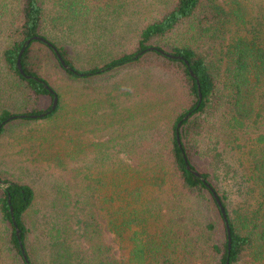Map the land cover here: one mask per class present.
<instances>
[{
    "label": "trees",
    "instance_id": "trees-1",
    "mask_svg": "<svg viewBox=\"0 0 264 264\" xmlns=\"http://www.w3.org/2000/svg\"><path fill=\"white\" fill-rule=\"evenodd\" d=\"M103 1L0 0V138L19 126L53 122L49 133L33 135V142L42 149L67 134L63 163L73 162L64 176L80 178L89 170L76 164L77 131L95 112L85 105L77 109L87 95L75 87L73 99L55 89L51 70H63L75 85L127 67L147 69L144 101L149 99L146 105L151 107L142 110L148 127L139 135L145 144L140 151L143 162L155 164L140 169L116 164L127 150L115 147L109 155L98 154V161L112 162V179L87 185L78 179L56 183L62 207L74 211L66 217L76 227L77 241L67 244L61 229L53 231L48 247L57 249L50 264H264V0H160L138 24L133 51L82 71L73 57L80 29L86 35L89 28H104L101 18L121 14V3ZM35 36L51 43L70 70L53 48L32 41L22 56L24 73L32 78L22 75L18 57ZM164 78L174 88L159 82ZM168 92L180 104L173 125L162 130L154 126L150 113L165 109ZM56 95L58 106L52 110ZM68 100L78 103L65 112ZM42 114L47 115L31 118ZM104 114L97 111L94 120L106 121L100 117ZM14 116L19 118L9 121ZM180 122L182 147L177 141ZM188 163L201 177L188 170ZM88 175L94 177L93 172ZM0 182V264H45L36 250L30 217L35 189L26 182ZM82 189L92 190V197L101 195L97 206ZM214 193L226 212L230 239ZM106 231L123 247L128 244L122 263L111 254Z\"/></svg>",
    "mask_w": 264,
    "mask_h": 264
},
{
    "label": "rangeland",
    "instance_id": "rangeland-1",
    "mask_svg": "<svg viewBox=\"0 0 264 264\" xmlns=\"http://www.w3.org/2000/svg\"><path fill=\"white\" fill-rule=\"evenodd\" d=\"M106 2L107 0H104L103 4ZM111 2L113 4L121 3V14L117 18L103 17L99 23L103 24L104 28L99 27V25L92 29L89 28L86 35L80 29L79 36L77 35V45H75L73 57L77 68L82 71L90 68L92 64L103 65L111 57L122 51H133L138 40L136 32L138 24L143 22L145 14L153 13L159 7L160 0H114ZM1 48L2 43L0 42ZM146 75L147 69L143 70L141 66L127 67L108 77L95 78L89 82L77 81L73 85V81L63 70L56 68L51 70V84L63 94L66 93V98L73 99L77 92L87 95L82 101V106L80 102H77L78 110L85 105L84 108L93 107L95 114L97 111L106 112V114L100 116L104 119L107 118L106 121L98 122L94 120L97 118L94 114L91 116L94 118L92 121L87 119L83 121L85 123L79 125L76 164L79 169L86 167L85 169L90 170L85 171L80 178L63 175L64 170L70 169L67 166H71L73 162L63 163L62 152H65L63 141L67 134L57 137L56 140H49L52 141V144L49 143L48 147L42 149L38 142H33V135L40 137L48 134L49 130L55 125L53 122L46 121L43 125L28 124L19 126L8 135L0 138V178L26 182L35 189L36 201L30 212V217L36 250L38 255L40 254V261L45 264L51 263L52 253L57 249V247H48L49 243L53 241L51 237L53 231L61 229L63 241L67 244L77 241L76 227L74 228L71 222L68 223V217H66L69 215L68 213L73 214L74 211L71 209L66 211L62 207L63 202L60 201L62 193L58 194V188L55 187L56 183H60L62 180H72L76 183L78 179L80 184L87 185L91 184L92 180L99 178H103L104 181H108L105 180L108 177L112 179V162L110 159L104 162L98 161V154L105 151L109 155L115 147L118 150H127L126 153L117 156L116 164L128 165L137 169L142 168L144 165L155 164L154 161L143 162L145 157L142 156L140 151L145 147V144L139 138V135H144L148 127V124L144 123L146 111L142 112V110L151 107L146 105L149 103V99L144 101V94L147 91L144 87ZM159 82L162 85L169 86V88H174V84L170 80L164 78ZM159 82H154V85L156 86ZM74 87L77 92L74 91ZM110 94L113 102H109ZM173 95L172 92L167 93L168 103L165 109L159 113L155 111L153 115L150 113L152 121H155L154 126L162 130H166L173 125L176 111L179 109L180 100L178 98L174 100ZM154 100L152 99V101ZM68 102L64 107V111H71L72 106L75 110L77 103L74 100H68ZM128 110L129 113H127ZM77 117L79 116L77 115ZM122 120H127V122L122 123ZM67 131L70 134L74 133L73 128H67ZM50 139H53V137ZM114 140H117L118 144L115 145L116 141L113 143ZM123 143L126 145L121 146ZM155 149L158 150V147L155 146ZM127 153H130L129 156ZM131 157L133 158L131 159ZM92 172L94 177L87 176ZM80 191L87 199L98 200V196H101L98 194L96 198L94 193L92 197V194H90L92 190L90 193L84 189ZM100 193L103 196L108 194L107 191H101ZM72 194H74L73 190L70 195ZM95 210L97 211V208ZM98 213L100 217L105 216V213L100 210H98ZM102 222L104 223L103 218ZM68 225H71L73 229L68 228ZM106 232L104 239L111 249V254L122 263L127 254L128 244L126 243L123 247L115 235Z\"/></svg>",
    "mask_w": 264,
    "mask_h": 264
},
{
    "label": "water",
    "instance_id": "water-1",
    "mask_svg": "<svg viewBox=\"0 0 264 264\" xmlns=\"http://www.w3.org/2000/svg\"><path fill=\"white\" fill-rule=\"evenodd\" d=\"M32 41H40V42H42V43L48 45L49 47L53 48V45H52L51 43H49L46 39H44V38H42V37H39V36H35V37H33L32 39L26 41L25 46L23 47V49L21 50V52H20V54H19L17 65H18V69H19V71L21 72V74L24 75L25 77H27L28 79H31L32 76H26V75H25L24 70H23V66H22V56H23V54H24L26 48L32 43ZM53 49H54V48H53ZM54 51L56 52V55H57L58 59L60 60L61 64L63 65V67H64L65 69H69V70H70V67H69V66L66 64V62L63 60L61 54H60L56 49H54ZM162 53H164L165 55H168V57H171V58H175V59H176V58H177V59L179 58V57H176V56H172V55L166 54L165 52H162ZM180 59H181V58H180ZM191 73H192V72H191ZM192 76L195 77V75H194L193 73H192ZM46 87L49 89V86H46ZM49 90H50L51 92H53V90H51V89H49ZM200 99H201V94H200ZM58 100H59V99H58V97H57V95H56L55 98H54V103H53V106H52V110H55V109L57 108V106H58ZM47 114H49V113H47ZM47 114H42V115H40V116H32L31 118H34V119H36V118H42V117H44V116L47 115ZM189 116H190V115H188L187 117H185L184 120H186ZM20 117H21V118H24V116H20ZM17 118H19V117H18V116L11 117V118L9 119V121H11V120H16ZM181 125H182V122H180V123L178 124V126H177V141H178V144H179L180 147H182L181 139H180V134H179V131H180ZM1 128H2V126L0 127V130H1ZM187 168H188V170L191 171L194 175H196V176H198V177H201V175H200L197 171H195V170L192 169V167L189 165V163L187 164ZM0 183H1L2 185H4L2 182H0ZM206 185H207V187H208L211 191H213V188H212L211 186H209L208 184H206ZM214 197H215V199H216L218 205L220 206L221 212H222L223 217H224V219H225V223H226V226H227V231H228V235H229V239H230L231 230H230L229 223H228V220H227L226 212H225V210H224V208H223V206H222V203H221V201H220V199H219V197H218V195H217L216 193H214ZM12 213H13V209H12ZM14 223L16 224V222H14ZM17 235H18L19 238H21V236H20V235H21V231H20L19 229H17ZM229 246H231V243L229 244ZM227 264H229V263H227Z\"/></svg>",
    "mask_w": 264,
    "mask_h": 264
}]
</instances>
